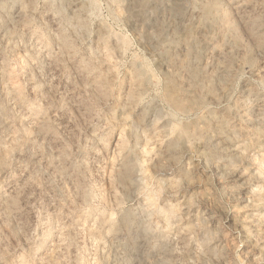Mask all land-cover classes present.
Here are the masks:
<instances>
[{
	"label": "rangeland",
	"instance_id": "1",
	"mask_svg": "<svg viewBox=\"0 0 264 264\" xmlns=\"http://www.w3.org/2000/svg\"><path fill=\"white\" fill-rule=\"evenodd\" d=\"M0 264H264V0H0Z\"/></svg>",
	"mask_w": 264,
	"mask_h": 264
}]
</instances>
